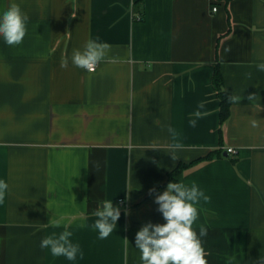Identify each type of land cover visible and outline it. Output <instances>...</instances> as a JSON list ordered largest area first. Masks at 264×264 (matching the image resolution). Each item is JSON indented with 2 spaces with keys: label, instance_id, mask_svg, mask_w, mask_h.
I'll return each instance as SVG.
<instances>
[{
  "label": "crops",
  "instance_id": "1",
  "mask_svg": "<svg viewBox=\"0 0 264 264\" xmlns=\"http://www.w3.org/2000/svg\"><path fill=\"white\" fill-rule=\"evenodd\" d=\"M11 3L29 20L20 45L0 37V179L9 186L0 264H143L136 233L166 223L155 194L180 163L210 154L177 177L210 197L193 224L197 234L208 229L206 260L261 264L264 72L250 65L264 62V0H0V14ZM97 37L111 45L105 60L91 73L75 67L73 51ZM217 65L224 90L241 97L225 122ZM200 103L210 115L197 119ZM162 125L184 145L175 161ZM105 200L121 215L99 239L94 212ZM54 216L69 225L82 259L40 248L64 231L46 225Z\"/></svg>",
  "mask_w": 264,
  "mask_h": 264
},
{
  "label": "clouds",
  "instance_id": "2",
  "mask_svg": "<svg viewBox=\"0 0 264 264\" xmlns=\"http://www.w3.org/2000/svg\"><path fill=\"white\" fill-rule=\"evenodd\" d=\"M29 17L21 10L16 3H11L7 10L0 14V37L8 46L20 45L27 35V22ZM111 45L107 42H101L100 38L89 39L83 50L76 49L71 56V62L75 67L81 68L87 72H94L101 61L105 60ZM68 60L61 61V67L67 68ZM258 71L264 72V62L250 65ZM247 78L252 77V73H245ZM255 95H249L248 99H254ZM228 102H240L241 97L230 94L227 97ZM204 108V103L198 105V110L194 112L197 119L210 115L207 111H200ZM196 119L189 121L192 127L196 126ZM252 127H257L256 120L251 121ZM166 127L172 139L168 145V153L171 154L173 161L178 159L176 153L182 150L184 145L180 142L179 133L170 125ZM158 150L157 147H150ZM8 184L0 179V204L5 202ZM155 193V189H150L149 194ZM210 202V197L199 189L193 182L187 186L182 182H169L166 190L162 194H155V203L159 206L157 211L162 213L166 223L153 224L146 223L135 235V247L140 251V259L143 264H208L206 256L209 255L203 247L202 237H206L208 229L200 226L199 234L193 229L194 222L198 219V208L200 200ZM94 212L98 218L93 227L98 231L99 239L108 238L116 229L117 221L121 212L119 207H114L112 200H105ZM63 224L64 231L57 234L52 232L46 235L40 241V248L47 249L53 257H65L69 261H75L77 256L82 259L83 252L80 245L73 243L71 237L73 233L68 230L69 225L63 223V218L53 217L47 226L60 228ZM86 227V225H81ZM232 258H229L231 264ZM264 264V261L261 262Z\"/></svg>",
  "mask_w": 264,
  "mask_h": 264
},
{
  "label": "trees",
  "instance_id": "3",
  "mask_svg": "<svg viewBox=\"0 0 264 264\" xmlns=\"http://www.w3.org/2000/svg\"><path fill=\"white\" fill-rule=\"evenodd\" d=\"M214 84L215 87L218 91V96L221 100V119L222 122H225L230 114H231V105L227 100L228 95H230L227 91L224 90L223 88V77L220 71V67L219 65L216 66L215 68V74H214ZM212 158V155H208L206 157L197 159L195 161H192L190 163H180L174 170L172 173L169 174V180L170 182H178L177 181V177L183 173L185 170L191 168L192 166H194L195 164L204 161V160H209Z\"/></svg>",
  "mask_w": 264,
  "mask_h": 264
},
{
  "label": "built area",
  "instance_id": "4",
  "mask_svg": "<svg viewBox=\"0 0 264 264\" xmlns=\"http://www.w3.org/2000/svg\"><path fill=\"white\" fill-rule=\"evenodd\" d=\"M213 10L216 11V10H217V7H214ZM97 67H98V66H97ZM96 70H97V68L95 69V71H96ZM228 153H236V150L233 149V148H229V149H228ZM120 202L123 203V201H120Z\"/></svg>",
  "mask_w": 264,
  "mask_h": 264
}]
</instances>
